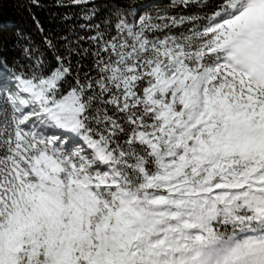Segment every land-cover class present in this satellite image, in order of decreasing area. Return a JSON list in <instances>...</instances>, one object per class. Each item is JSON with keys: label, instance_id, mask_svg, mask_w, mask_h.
Masks as SVG:
<instances>
[{"label": "snow or ice", "instance_id": "6c2138e0", "mask_svg": "<svg viewBox=\"0 0 264 264\" xmlns=\"http://www.w3.org/2000/svg\"><path fill=\"white\" fill-rule=\"evenodd\" d=\"M0 264H264V0H0Z\"/></svg>", "mask_w": 264, "mask_h": 264}, {"label": "trees", "instance_id": "16d2710c", "mask_svg": "<svg viewBox=\"0 0 264 264\" xmlns=\"http://www.w3.org/2000/svg\"><path fill=\"white\" fill-rule=\"evenodd\" d=\"M12 20L13 17L11 14L6 12L2 17H0V25L7 26Z\"/></svg>", "mask_w": 264, "mask_h": 264}]
</instances>
